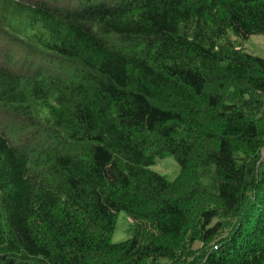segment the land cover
I'll use <instances>...</instances> for the list:
<instances>
[{
    "label": "trees",
    "instance_id": "1",
    "mask_svg": "<svg viewBox=\"0 0 264 264\" xmlns=\"http://www.w3.org/2000/svg\"><path fill=\"white\" fill-rule=\"evenodd\" d=\"M62 1L0 0V264H264V0Z\"/></svg>",
    "mask_w": 264,
    "mask_h": 264
},
{
    "label": "rangeland",
    "instance_id": "2",
    "mask_svg": "<svg viewBox=\"0 0 264 264\" xmlns=\"http://www.w3.org/2000/svg\"><path fill=\"white\" fill-rule=\"evenodd\" d=\"M242 46L245 51L264 58V34L250 35ZM151 168L168 180H174L179 173V165L172 156L157 158ZM130 236V219L123 211H119L110 240L117 243L128 239Z\"/></svg>",
    "mask_w": 264,
    "mask_h": 264
}]
</instances>
